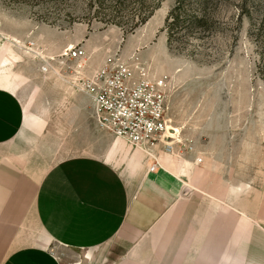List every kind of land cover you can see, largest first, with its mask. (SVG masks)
Here are the masks:
<instances>
[{
  "label": "crops",
  "instance_id": "obj_1",
  "mask_svg": "<svg viewBox=\"0 0 264 264\" xmlns=\"http://www.w3.org/2000/svg\"><path fill=\"white\" fill-rule=\"evenodd\" d=\"M2 43L0 264H264V186L255 198L198 145L156 148L151 172L147 150L96 124L91 96L58 62L81 43L91 72L106 39L54 44L47 70L13 62Z\"/></svg>",
  "mask_w": 264,
  "mask_h": 264
},
{
  "label": "rangeland",
  "instance_id": "obj_2",
  "mask_svg": "<svg viewBox=\"0 0 264 264\" xmlns=\"http://www.w3.org/2000/svg\"><path fill=\"white\" fill-rule=\"evenodd\" d=\"M176 2L161 0L135 26L158 0H0V44L14 47L13 62L47 70L59 59L54 44L104 38L99 57L120 49L151 74L169 75L171 125L204 146L227 179L236 169L232 179L256 198L264 186V0H184L186 23L171 47L166 20Z\"/></svg>",
  "mask_w": 264,
  "mask_h": 264
},
{
  "label": "built area",
  "instance_id": "obj_3",
  "mask_svg": "<svg viewBox=\"0 0 264 264\" xmlns=\"http://www.w3.org/2000/svg\"><path fill=\"white\" fill-rule=\"evenodd\" d=\"M59 64L72 71L73 85L93 100V119L96 124L131 145L148 151L154 159L150 171L162 167L154 150L168 153H196L194 139L183 136L171 125L169 95L171 77L155 75L148 66L126 58L120 49L109 50L99 67L87 72V51L82 45H70ZM196 157V162H201Z\"/></svg>",
  "mask_w": 264,
  "mask_h": 264
},
{
  "label": "trees",
  "instance_id": "obj_4",
  "mask_svg": "<svg viewBox=\"0 0 264 264\" xmlns=\"http://www.w3.org/2000/svg\"><path fill=\"white\" fill-rule=\"evenodd\" d=\"M160 2L161 0H158V3L155 5V7L152 10H150L148 13H144V15L142 13V15H140L142 16L141 19L139 20L138 23L135 24V26L145 23L153 15L155 9H157L160 6ZM183 6H184V0H177L176 5L172 8L166 20L167 29L169 31L168 42L171 47L173 46V42H174L173 39L174 30L176 29L180 30V27L182 29L183 27L182 24L186 23L185 16L183 15L184 13Z\"/></svg>",
  "mask_w": 264,
  "mask_h": 264
}]
</instances>
